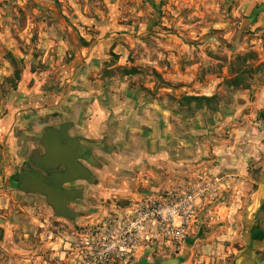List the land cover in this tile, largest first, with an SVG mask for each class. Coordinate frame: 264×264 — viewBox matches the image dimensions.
Returning <instances> with one entry per match:
<instances>
[{
  "label": "rangeland",
  "instance_id": "rangeland-1",
  "mask_svg": "<svg viewBox=\"0 0 264 264\" xmlns=\"http://www.w3.org/2000/svg\"><path fill=\"white\" fill-rule=\"evenodd\" d=\"M239 6L240 0H0V196L7 195L5 219L16 221L20 207L29 204L20 187L14 193L13 184L18 186L16 180L36 167L33 155L43 153L47 128L67 125L80 141L91 175L88 198L82 201L95 210L98 203L109 211L112 201L123 206L125 200L112 195L129 183L143 184L142 179L152 188L137 189L149 194L153 188L164 193L219 178L197 164L215 158L214 146L236 135L237 106L245 101L240 93L249 90L251 98L264 85V26H253L264 1L250 16L241 14ZM15 69L20 79H15ZM168 74H176L179 82L166 80ZM237 75L241 84L235 86L231 81ZM138 91L149 104L158 102L163 109L158 113L165 117L153 116V109L143 112ZM187 144L196 152L191 181L153 164ZM224 188L206 206L193 237L202 238L205 227L226 220L218 214ZM66 225L69 245L54 264H76L75 244L81 238H71L73 228ZM26 244L22 248L29 251ZM203 255L196 252L191 262L217 264L201 260Z\"/></svg>",
  "mask_w": 264,
  "mask_h": 264
},
{
  "label": "crops",
  "instance_id": "crops-1",
  "mask_svg": "<svg viewBox=\"0 0 264 264\" xmlns=\"http://www.w3.org/2000/svg\"><path fill=\"white\" fill-rule=\"evenodd\" d=\"M263 1L240 0L238 11L244 16H250ZM253 26H264V10H260L258 20L254 22ZM174 76L176 74L171 76L168 74L165 77L168 81L179 82V79ZM186 77L189 78L188 75ZM123 90L125 99H128L131 96L130 92H125V88ZM248 92L249 90L240 93L245 101L237 106V117L239 116L240 122L237 123V128L234 130L236 131L234 138L223 140L218 143V146H214L215 158L210 155L208 161L197 164L202 168L207 167L211 177L222 179L226 197L224 205L219 207L218 214L222 213L221 217L226 220L218 222L214 219L213 221L218 223L213 224L212 222L209 227L204 225L203 237L190 238L181 252L175 255L166 256L154 249H148L141 251L131 264H193L191 260L195 253L201 251L207 254V256L201 257V260L205 259L207 263L213 260L217 264H264V85L260 86L251 98L248 97ZM136 93L141 104L139 108H142L143 112L153 109L151 112L153 116L165 117L159 114L163 113V109H160L158 102L156 105L149 104L150 100L143 98L140 91ZM131 112L132 109H128L126 113L131 115ZM68 127L67 139L62 140L60 144H66L69 139L70 144L76 146V149L82 148L77 136ZM53 129L58 131L61 127ZM42 147L43 153L33 155L36 163L35 170L27 175L43 176L49 185L58 190L81 191L82 195L65 204L67 211L73 216H60L48 202L46 195L19 191L20 181L27 175L18 178L16 180L18 186L13 184V188L16 187L14 193L25 192L24 198L29 200V204L20 207L22 213H18L17 220L11 222L5 219L6 213L2 210L7 208L4 203V196L7 195L0 196V230L2 232L0 264H54L53 260L57 255L60 259L63 257L62 247L66 248L69 245L66 224L73 228L74 235L71 238H82L93 225L108 217L116 216L120 211L135 203L144 194V192H140V189H137L139 186L146 189L152 188L149 186L148 179H142L143 184L141 185L129 183L128 188L122 187V191L112 195L114 198L124 199L123 206L112 201L111 211L99 203L96 205V210L92 209L93 206L86 203L87 200L84 203L82 201L86 198L85 189L88 188V180L57 182L53 173L63 172L65 168L62 166L56 170L41 168L40 159L46 154L43 144ZM204 151L207 154L208 150ZM171 153L172 157L165 158L166 161H156L153 164L170 167L173 177L178 176L177 179H180V174L183 173L187 175V181H191L197 167L194 145L187 144L186 148L174 147L171 149ZM76 159L90 171L82 154ZM60 168L63 169L60 170ZM149 192L159 193L161 190L159 187V189L153 188ZM217 209L218 207H214V212L217 213ZM223 209H225L224 213ZM213 210L209 212L212 214ZM21 217L27 219L25 223H22ZM216 219L218 220V217ZM68 221L70 222L68 223ZM24 240H27L28 244ZM24 244L31 249L25 251L22 248ZM41 250L44 254L40 256L38 253Z\"/></svg>",
  "mask_w": 264,
  "mask_h": 264
},
{
  "label": "built area",
  "instance_id": "built-area-1",
  "mask_svg": "<svg viewBox=\"0 0 264 264\" xmlns=\"http://www.w3.org/2000/svg\"><path fill=\"white\" fill-rule=\"evenodd\" d=\"M223 184L215 178L185 189L142 194L131 206L93 225L80 237V243L75 244V263L131 264L148 249L166 256L181 252Z\"/></svg>",
  "mask_w": 264,
  "mask_h": 264
},
{
  "label": "water",
  "instance_id": "water-1",
  "mask_svg": "<svg viewBox=\"0 0 264 264\" xmlns=\"http://www.w3.org/2000/svg\"><path fill=\"white\" fill-rule=\"evenodd\" d=\"M67 125L56 131L53 128H47L42 139V144L45 147L46 154L42 157L41 168L46 170H56L59 167H64L63 172L53 173V177L57 182L65 183L78 179L90 180V171L87 170L77 159V156L82 154L81 148L73 146L68 142L61 145L60 142L67 139ZM19 186L25 192H36L44 194L48 202L54 207L56 213L60 216H73L67 211L65 204L67 201L79 198L81 191L58 190L56 187L49 185L43 176H25ZM176 261V259H174Z\"/></svg>",
  "mask_w": 264,
  "mask_h": 264
},
{
  "label": "trees",
  "instance_id": "trees-1",
  "mask_svg": "<svg viewBox=\"0 0 264 264\" xmlns=\"http://www.w3.org/2000/svg\"><path fill=\"white\" fill-rule=\"evenodd\" d=\"M11 63L15 62V57L13 55H11ZM241 75H237L232 81L231 83L235 86H238L241 84L240 81ZM15 79H20V75L17 69H15ZM194 98V100H206L209 101L212 97H192Z\"/></svg>",
  "mask_w": 264,
  "mask_h": 264
},
{
  "label": "flooded vegetation",
  "instance_id": "flooded-vegetation-1",
  "mask_svg": "<svg viewBox=\"0 0 264 264\" xmlns=\"http://www.w3.org/2000/svg\"><path fill=\"white\" fill-rule=\"evenodd\" d=\"M82 157H83V156H82ZM36 169H37V168H36ZM61 169H63V168H60V170H61ZM34 170H35V169L33 168V170H32L31 172H33ZM40 170H41V169H40ZM31 172H30V173H31Z\"/></svg>",
  "mask_w": 264,
  "mask_h": 264
}]
</instances>
